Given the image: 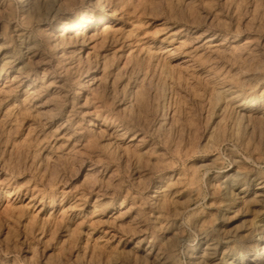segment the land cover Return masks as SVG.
I'll return each instance as SVG.
<instances>
[{
  "label": "rangeland",
  "instance_id": "1",
  "mask_svg": "<svg viewBox=\"0 0 264 264\" xmlns=\"http://www.w3.org/2000/svg\"><path fill=\"white\" fill-rule=\"evenodd\" d=\"M263 249L264 0H0V264Z\"/></svg>",
  "mask_w": 264,
  "mask_h": 264
},
{
  "label": "bare ground",
  "instance_id": "2",
  "mask_svg": "<svg viewBox=\"0 0 264 264\" xmlns=\"http://www.w3.org/2000/svg\"><path fill=\"white\" fill-rule=\"evenodd\" d=\"M104 12H105V10L102 11V17H104L106 15V12L105 13ZM263 253H264V249H263Z\"/></svg>",
  "mask_w": 264,
  "mask_h": 264
}]
</instances>
